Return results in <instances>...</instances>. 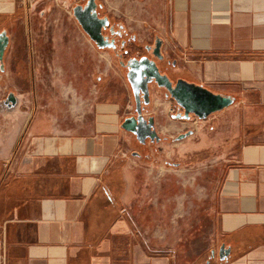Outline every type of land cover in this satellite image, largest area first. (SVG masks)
Returning a JSON list of instances; mask_svg holds the SVG:
<instances>
[{
  "label": "crops",
  "instance_id": "obj_1",
  "mask_svg": "<svg viewBox=\"0 0 264 264\" xmlns=\"http://www.w3.org/2000/svg\"><path fill=\"white\" fill-rule=\"evenodd\" d=\"M150 1L132 39L230 105L180 119L162 98L146 117L114 52H90L82 82L79 49L69 67L36 50L33 1L0 0V96L19 109L0 130V264H264V0ZM138 113L152 137L123 127Z\"/></svg>",
  "mask_w": 264,
  "mask_h": 264
},
{
  "label": "rangeland",
  "instance_id": "obj_2",
  "mask_svg": "<svg viewBox=\"0 0 264 264\" xmlns=\"http://www.w3.org/2000/svg\"><path fill=\"white\" fill-rule=\"evenodd\" d=\"M32 20L33 27L32 31L36 37V50L41 51V56L44 57L45 64L52 66L69 67L68 62L72 60H66L62 58L65 50L79 49L82 54V82L88 83L92 81L91 74L95 71L96 63L101 56L93 53L96 58L90 59V52H94L95 49L102 51L101 53L106 54L107 52H113L109 48H98L91 41L89 36L83 31L76 18L73 15V6L78 4L80 0H32ZM84 2L85 0H81ZM98 4V12L100 15H104L109 18L110 24L114 29L120 30L121 38L125 40L124 45L131 47V49H137L144 43H137L133 40L134 32L127 28L136 27L137 25H144L148 19L146 17L145 9H152V2L150 0H96ZM108 32V31H107ZM120 36V35H119ZM118 39V38H117ZM154 42H149L152 45ZM123 45V47H124ZM105 49V51L103 50ZM135 50L131 51L123 57L125 60L132 57ZM142 52V51H139ZM58 53L60 57L56 54ZM94 55L92 57H94ZM49 56H52L49 57ZM115 62H119V58L115 56ZM90 62V64H89ZM98 65V64H97ZM117 65V64H116ZM114 64V66H116ZM182 66L181 63H179ZM124 69V68H123ZM125 70V69H124ZM71 75H64L65 79L71 78ZM94 81V80H93ZM154 83L150 84V102L144 105V115L148 117L152 114V109L156 100L164 98L166 107H170L172 111L179 110V107L175 106V101L169 96V99L164 95V90L161 89V93L154 89ZM213 91V90H211ZM215 92V91H213ZM218 93V92H215ZM3 93L0 98H6ZM164 106V108H165ZM18 110L8 111L6 105L2 99L0 101V130L4 129L3 122L8 120L9 114H17ZM8 114V115H7ZM23 116V115H21ZM137 116V115H135ZM194 120H199L197 117H192ZM181 119V118H180Z\"/></svg>",
  "mask_w": 264,
  "mask_h": 264
},
{
  "label": "water",
  "instance_id": "obj_3",
  "mask_svg": "<svg viewBox=\"0 0 264 264\" xmlns=\"http://www.w3.org/2000/svg\"><path fill=\"white\" fill-rule=\"evenodd\" d=\"M96 2L95 0H87V4L82 6L76 4L73 6V15L77 22L83 29V31L89 36V38L100 48L114 46L113 40L108 41L102 33V28L108 24V18L106 16L99 17L95 12ZM8 43V36L0 32V62L3 58L5 47ZM154 54L158 58H163L161 52V41L156 40ZM130 70L127 73L129 83L132 85L133 78L138 85H142L145 91L144 102L147 100L148 89L147 83L154 81L158 86L164 87L169 96L175 101V104L183 111V113L175 114V118L190 119L193 116L199 120L207 118L210 114L219 111L233 101L231 96L215 93L210 89L196 84L192 81H187L183 78L176 80L175 84L172 85L168 75L162 74L156 65L155 61L148 58H141L136 63H131ZM134 98L137 106L140 105V97L136 91ZM6 107L10 108L16 104V97L13 92H8L6 98L3 100ZM140 112V110L138 111ZM149 118V122H151ZM140 124L143 125V131L139 134L138 129ZM123 127L134 133L142 135L148 131V135L151 137L154 135L152 127L149 124L144 123V120L138 113L137 116H131L124 120ZM150 129V131H149ZM212 256L214 250L211 251ZM219 257L223 258L224 254L228 253L227 249H224V245L219 248Z\"/></svg>",
  "mask_w": 264,
  "mask_h": 264
},
{
  "label": "flooded vegetation",
  "instance_id": "obj_4",
  "mask_svg": "<svg viewBox=\"0 0 264 264\" xmlns=\"http://www.w3.org/2000/svg\"><path fill=\"white\" fill-rule=\"evenodd\" d=\"M95 2H96V0H95ZM78 4H81L82 6H85L87 4V0H85L84 2H82L80 0V2ZM97 9H98V4L96 2V7H95L94 10H95V12L97 13V15L100 18L103 17L104 15H100ZM102 33H103V35L105 37L108 38V41L113 40L114 46H112V47H106V48H109L110 50H112L114 52L115 56L117 58H119L120 65L122 66V68L125 69V72L126 73L129 72V70H130V66L129 65L131 63H136L139 59H141V58L144 57V58H148V59L154 60L155 63H156V65L158 66L160 72L162 74L168 75L169 79L172 82V85H174L175 82H176V80L179 79V78H183V79H185L187 81H190L188 79V77L183 72L173 71L169 67L162 66L163 58H158L154 54V48H155L156 41L152 45H142V47L140 46L137 49H131V47L124 45L125 40L121 38V33L122 32L120 30L114 29L111 26L109 18H108V24L105 27L102 28ZM123 45H124V47H123ZM133 50H135L136 53L134 54L132 52L134 55L132 57H130L129 59L125 60L123 57H126V55H128V53L131 52V51H133ZM139 51H142V52H139ZM151 83H155V82L154 81L148 82L147 83V89H149V85ZM130 86L132 88V93L134 91H136L138 93V95L140 97V101H141L140 102V105L141 106H144L145 105V102H144V95H145L144 88L145 87H143L141 84L138 85L136 83V81L134 80V78H133L132 85L130 84ZM161 88H163L164 91L167 93V95H169L168 94V91L164 87H161ZM175 106L178 107L176 104H175ZM178 113H181L182 114L183 111L181 109H179V110L177 109L176 110V114H178Z\"/></svg>",
  "mask_w": 264,
  "mask_h": 264
},
{
  "label": "bare ground",
  "instance_id": "obj_5",
  "mask_svg": "<svg viewBox=\"0 0 264 264\" xmlns=\"http://www.w3.org/2000/svg\"><path fill=\"white\" fill-rule=\"evenodd\" d=\"M142 127H143V125L140 124L139 129H138L139 134H141V133H142V130L144 129V128H142Z\"/></svg>",
  "mask_w": 264,
  "mask_h": 264
}]
</instances>
